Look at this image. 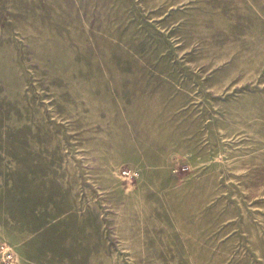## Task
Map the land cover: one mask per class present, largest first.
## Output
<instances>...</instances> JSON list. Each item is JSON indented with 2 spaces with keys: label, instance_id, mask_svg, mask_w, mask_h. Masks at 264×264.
<instances>
[{
  "label": "rangeland",
  "instance_id": "1",
  "mask_svg": "<svg viewBox=\"0 0 264 264\" xmlns=\"http://www.w3.org/2000/svg\"><path fill=\"white\" fill-rule=\"evenodd\" d=\"M0 264H264V0H0Z\"/></svg>",
  "mask_w": 264,
  "mask_h": 264
}]
</instances>
